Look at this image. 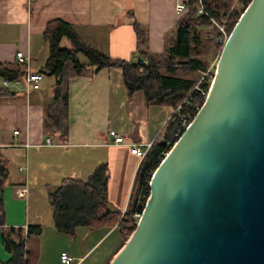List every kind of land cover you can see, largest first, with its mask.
Segmentation results:
<instances>
[{"label":"crops","instance_id":"crops-1","mask_svg":"<svg viewBox=\"0 0 264 264\" xmlns=\"http://www.w3.org/2000/svg\"><path fill=\"white\" fill-rule=\"evenodd\" d=\"M188 1L0 0V63L16 66L15 54L21 51L29 57L23 68L39 71L49 54L44 31L54 20L70 25L85 44L113 60L146 61L149 55L161 61ZM59 45L70 48L64 38ZM165 67H159L161 74H167ZM182 71L174 68L170 75L193 80L188 74L200 73ZM61 88L66 97L64 128H49L46 122L53 77L43 74L38 90L8 88L12 95L0 99V166L5 174L0 176V264L13 256L3 245V232L13 228L25 235L31 224L41 227L36 264H64L60 252L71 257L70 264H108L124 243L117 225H75L72 233L58 231L50 193L64 181H87L99 164H105L107 205L121 215L129 209L139 164L128 144L144 148L164 138L172 109L147 104L142 90L128 94L118 67L93 72L84 65L74 74L68 66ZM109 130L126 143L112 142ZM47 139L51 144H45Z\"/></svg>","mask_w":264,"mask_h":264},{"label":"water","instance_id":"water-1","mask_svg":"<svg viewBox=\"0 0 264 264\" xmlns=\"http://www.w3.org/2000/svg\"><path fill=\"white\" fill-rule=\"evenodd\" d=\"M108 264H264V0L234 22L205 99Z\"/></svg>","mask_w":264,"mask_h":264},{"label":"trees","instance_id":"trees-1","mask_svg":"<svg viewBox=\"0 0 264 264\" xmlns=\"http://www.w3.org/2000/svg\"><path fill=\"white\" fill-rule=\"evenodd\" d=\"M234 0H202L205 10L216 20H220L223 15H228L226 19V32L229 33L234 22L238 18L249 0H238L242 2V9L235 11L231 9ZM187 11L176 22L172 41L166 45L161 61L152 59L146 55L147 60L140 59L131 62L123 60H113L105 53L96 50L85 44L67 23L54 20L47 24L44 31V38L48 43V58L44 66L39 70L43 74L54 78V93L52 101L46 104L47 126H62L64 119V109L66 103L65 93L61 88L62 75L65 69L69 68L74 74H78L79 69L88 65L95 72L102 67H118L121 71L123 83L128 94L134 90H142L145 102L168 106L170 109L180 104L187 92L193 87L194 81L173 77V67L166 66L167 74H161L159 67L162 64L183 63L189 69L204 70L205 63L196 57V47L199 37L196 26L202 23H209L204 16L195 14V0H189L186 4ZM64 38L70 48H63L59 45ZM83 59V61L80 60ZM25 69L21 64L11 66L0 63V77L7 80H14L23 77ZM206 87V82L201 84ZM12 95L6 88L0 90V99ZM197 93L191 94V101L200 104L196 100ZM178 130L175 119H168L163 129L164 138H158L151 142L143 158L140 160L133 183V189L129 198V209L127 214L120 215L115 210L108 207L106 201L105 187V164H99L91 173L87 181L77 182L73 180L64 181L50 193V202L54 208V226L58 231L72 233L75 225L98 226L117 225L122 235L123 241L133 230L136 219L133 218L134 204L142 186L145 175L152 171L159 163L163 152L166 150L165 142L173 141V134ZM0 176L5 174L1 173ZM1 181V178H0ZM142 199V198H141ZM142 202L144 199L141 200ZM12 234H16L14 239ZM41 227L37 224L27 226L25 235L22 230L9 229L3 232L2 242L4 247L13 253L12 258L6 264H36L39 257V236Z\"/></svg>","mask_w":264,"mask_h":264},{"label":"built area","instance_id":"built-area-1","mask_svg":"<svg viewBox=\"0 0 264 264\" xmlns=\"http://www.w3.org/2000/svg\"><path fill=\"white\" fill-rule=\"evenodd\" d=\"M182 5H177V9H182ZM195 14L198 16H204L206 17L210 22L216 23L219 26L220 31L224 35V40L227 37L228 33L224 30L223 26L226 22L227 15H223L220 17V20H216L214 17H212L204 8L202 4V0H195ZM220 24V25H219ZM15 59L18 64L27 66L29 62V57L24 54L21 51L16 52ZM215 70V66L212 69L211 75L207 76V72H202V76L197 81L195 85L187 92L185 97L182 99L179 105H177L175 108L171 110L169 115L167 116L168 119H175L178 124V130L176 133L173 134L174 140L171 141L170 139L165 142L166 150L163 152L161 159L163 156L168 152L174 141L179 137L182 130L188 126V124L191 122L195 112L198 110L200 104L205 99L209 83L212 79L213 73ZM43 79V73L36 70H29L26 67L25 74L21 78H17L14 80H7L6 78L2 79L3 87L4 88H11L16 86H23L24 90L26 92L32 91V90H38L40 88V83ZM203 82H206V87H202L201 84ZM193 92L197 93L196 100L200 101V104H197L196 102L191 101V94ZM108 134L112 137V142L114 143H126L123 139V137L116 134L114 131L109 130ZM45 144H51L50 139H47ZM129 145V151L131 154L136 156L140 160L143 158L146 150L150 147V143H146L144 145V148H141L138 144H128ZM160 159V160H161ZM160 162V161H159ZM155 169V168H154ZM154 169L150 172H148L145 175V178L142 180V186L139 189V194L136 198L135 204H134V212L132 214L133 218L137 219L140 216V213L142 211L143 205L145 203V200L148 196L149 192V184L151 180L152 173ZM144 199L142 202L141 200ZM128 210H124L121 215L127 214ZM59 260L61 263L64 264H70L72 259L70 256H68L65 252H60L59 254Z\"/></svg>","mask_w":264,"mask_h":264},{"label":"rangeland","instance_id":"rangeland-1","mask_svg":"<svg viewBox=\"0 0 264 264\" xmlns=\"http://www.w3.org/2000/svg\"><path fill=\"white\" fill-rule=\"evenodd\" d=\"M231 7H232L231 9L235 11H240L243 7L242 2L238 0H234L232 2ZM227 21H228V18H227ZM226 22L224 23V26H223L225 31H226L225 28L227 27ZM216 23H212L209 21V23L204 22L196 26V31L199 37V43L196 47V50H197L196 57L200 59L202 62H204L206 66H205V69L200 71V73H198V76L196 77H195V74L193 73L188 74V76L192 77V79L194 80V85L197 83V81L202 76L201 74L202 72H207L208 79H210L209 75H211L212 69L214 68L216 64L217 57L220 52L221 45L224 42V35L220 31L219 26ZM163 65L164 64L160 65V68H163ZM165 65L169 67H173V68L183 69L181 73L182 75H185V70L188 69L187 65L183 63H175L174 61L168 64L165 63Z\"/></svg>","mask_w":264,"mask_h":264}]
</instances>
